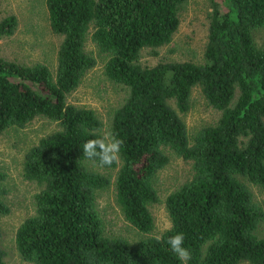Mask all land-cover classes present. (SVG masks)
<instances>
[{
	"label": "trees",
	"instance_id": "16d2710c",
	"mask_svg": "<svg viewBox=\"0 0 264 264\" xmlns=\"http://www.w3.org/2000/svg\"><path fill=\"white\" fill-rule=\"evenodd\" d=\"M186 2L45 0L49 28L61 37L55 75L43 64L0 57V134L39 118L57 126L23 159V178L40 187L34 215L15 234L24 261L180 264L163 241L183 233L191 252L187 264H264V238L256 233L264 212L245 184L264 193V43L257 47L252 36L264 28V0H210L202 63L140 66L143 49L171 42ZM17 27L14 15L0 19V41ZM88 36L107 58L105 76L127 89L109 127L123 141L120 162L101 167H118L115 199L126 222L142 235L153 231L148 206L158 201L153 180L168 164L164 150L191 164L189 180L165 200L170 226L159 242L104 235L95 196L111 181L87 168L97 164L81 149L101 136L102 123L92 110L67 99L96 66L85 51ZM195 87L220 117L191 142L179 114L189 110ZM5 179L0 171V184ZM5 194L0 187V215L9 212Z\"/></svg>",
	"mask_w": 264,
	"mask_h": 264
},
{
	"label": "rangeland",
	"instance_id": "374dc122",
	"mask_svg": "<svg viewBox=\"0 0 264 264\" xmlns=\"http://www.w3.org/2000/svg\"><path fill=\"white\" fill-rule=\"evenodd\" d=\"M209 13L210 0H187L179 13V27L171 42L158 49H143L138 64L153 67L159 63H202ZM8 15L17 18L18 27L12 37L0 41V57L26 66L43 64L54 76L61 37L53 34L49 28L45 0H0V19ZM252 36L255 45L260 47L264 43V28L253 31ZM85 51L95 58L96 66L84 76L78 88L67 99L69 103L95 113L102 123V135L109 132L112 114L127 97V89L105 76L107 58L98 53L89 36ZM179 116L192 142L199 130L217 123L220 113L206 103L201 89L195 87L190 94L189 110ZM56 130L55 123L39 118L23 129L11 128L0 134V171L6 175L0 187L6 191L3 201L9 210L6 215H0V250L3 252L4 264H30L19 256L15 234L21 223L34 215L35 196L40 187L23 178V159L25 153L40 139ZM164 153L168 157V164L153 180L158 201L148 206L154 222L153 231L149 235L138 233L127 223L116 203L114 180L118 167L103 169L93 163H86L89 170L111 181L109 188L96 192L95 196V206L103 222L105 237L136 243L146 237L160 236L169 228L165 200L189 180L191 164L181 160L172 151L164 150ZM245 184L254 202L264 212L263 191L247 182ZM256 233L258 237L264 238V220Z\"/></svg>",
	"mask_w": 264,
	"mask_h": 264
},
{
	"label": "clouds",
	"instance_id": "9594fccd",
	"mask_svg": "<svg viewBox=\"0 0 264 264\" xmlns=\"http://www.w3.org/2000/svg\"><path fill=\"white\" fill-rule=\"evenodd\" d=\"M122 145L123 141L114 133L105 132L98 138L88 139L83 143L81 149L83 156L95 161L99 167H111L120 162ZM156 239L159 242L162 237L157 236ZM184 240L183 233H176L163 241L167 244L168 250L180 261V264H187L191 259V252L184 246Z\"/></svg>",
	"mask_w": 264,
	"mask_h": 264
}]
</instances>
